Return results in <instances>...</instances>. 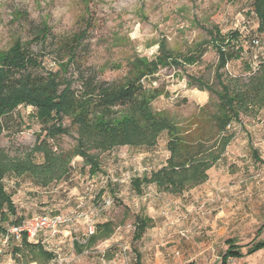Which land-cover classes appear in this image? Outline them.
I'll list each match as a JSON object with an SVG mask.
<instances>
[{
  "label": "rangeland",
  "instance_id": "obj_1",
  "mask_svg": "<svg viewBox=\"0 0 264 264\" xmlns=\"http://www.w3.org/2000/svg\"><path fill=\"white\" fill-rule=\"evenodd\" d=\"M250 7L251 0H0V61L16 48L29 53L43 74L56 73L61 81L76 76V65L66 69L64 64L75 47L74 36L82 33L86 19L93 18L95 25L83 42L86 46L76 50L82 68L91 67L101 79L121 83L134 71L133 63L147 64L150 74L143 84L159 93L153 110H166L197 138L211 133L210 115L216 111L217 99L190 85L188 76L202 77L219 88L218 54L210 32L227 34L246 25L249 40H260L254 47L243 43L244 51L225 69L228 74L247 80V67L264 59V33L256 31L258 23L248 13ZM166 52L180 60L195 54L197 62L178 65L170 59L161 64ZM38 112L36 106L23 104L5 115L0 147L13 156L46 139L54 150H73L77 134L70 119L64 120V126L71 128L69 134L50 138L44 130L48 122H41ZM229 131L234 138L208 171V180L182 194L159 191L154 184L143 185L139 194L131 184L133 178L166 164L167 133L151 148L125 145L102 152V172L95 176L77 156L64 178L46 186L28 175L7 176L5 186L23 220L41 214L68 219L45 242L55 254L49 264L62 260L68 264H220L229 239L244 253L264 240V227L259 232L264 226V107L243 114ZM140 214L154 222L134 242L135 216ZM107 221L115 224L110 238L83 251L74 247V241L86 246L91 229L96 231L97 224ZM18 244L14 235L7 241L0 235V264H27L14 255ZM134 248L141 255L139 263ZM228 264H264V249L232 258Z\"/></svg>",
  "mask_w": 264,
  "mask_h": 264
},
{
  "label": "trees",
  "instance_id": "obj_2",
  "mask_svg": "<svg viewBox=\"0 0 264 264\" xmlns=\"http://www.w3.org/2000/svg\"><path fill=\"white\" fill-rule=\"evenodd\" d=\"M251 8L258 16L259 31L264 32V0H251ZM94 25L93 18L86 19L82 33L74 36L75 47L64 67L69 69L75 64L78 72L63 81L56 73L43 74L29 53L16 48L0 61V129L4 116L25 104L36 106L41 122H48L44 127L48 137L56 138L71 132L70 127L64 126L65 118L70 119L77 134L76 145L71 151L54 150L46 139L38 140L33 148L13 156L0 147V235L8 233L7 225H20L24 221L18 216L13 195L5 188L7 176L28 175L46 186L64 178L77 156L89 167V174L95 176L102 172V152L125 145L137 149L151 148L163 133H167L169 156L166 164L150 174L133 178L131 184L138 193H142L143 185L155 184L159 191L179 194L207 181L208 171L221 159L234 137L228 127L234 122L240 123L243 114H251L264 107V59L256 71L247 67L250 71L247 80L228 74L225 71L228 63L244 51L241 34L238 30L227 34L210 32L212 46L218 54L215 81L219 88L193 75L188 76V82L214 94L217 107L210 115L211 133L192 137L186 127L175 121L166 110H153L152 103L159 93L143 84V78L150 74L147 64L133 63L134 71L121 83L101 79L99 72L91 67L82 68L76 50L86 46L84 39ZM251 43L254 44V40ZM162 47L165 49L164 45ZM200 50L199 46L198 55L202 53ZM160 58L159 62L166 65L170 59L178 65L197 62L195 54L180 60L166 52ZM38 156L41 162L37 161ZM151 223L148 216H135L134 240L141 239ZM114 230L112 221L98 224L89 240L94 243L99 238H108ZM228 243L222 264L264 248L263 240L254 242L245 253L234 240H228ZM14 251L24 259L38 262L53 258L42 244L30 243L25 235L21 246Z\"/></svg>",
  "mask_w": 264,
  "mask_h": 264
},
{
  "label": "crops",
  "instance_id": "obj_3",
  "mask_svg": "<svg viewBox=\"0 0 264 264\" xmlns=\"http://www.w3.org/2000/svg\"><path fill=\"white\" fill-rule=\"evenodd\" d=\"M248 13H250L251 15H252V17H254V18H256L257 19V23H258V26H257V28H256V31L257 32H259V33H264V32H260L259 31V19H258V16H257V14L252 10V8L250 7V10H249V12ZM247 28H246V25L245 26H243V28H238V29H236V30H238L239 32H240V34H241V39H242V44L244 43V42H250V44H251V46L252 47H254V46H258V45H255V44H252L251 42L253 41V40H258L259 41V43H260V40L257 38V37H253L251 40H249V35L248 36H246V34H244L245 33V31H249L248 33H250V30H246ZM258 66V65H257ZM257 66H250L251 67V70H253V71H256V69H257ZM262 109V108H261ZM260 111V110H259ZM258 112V111H257ZM230 128V126L228 127V129ZM234 138V137H233ZM233 140V139H232ZM231 140V141H232ZM231 143V142H230ZM229 143V144H230ZM229 146V145H228ZM227 146V147H228ZM227 149V148H226ZM225 152H226V150H225ZM224 152V153H225ZM224 155V154H223ZM222 155V156H223ZM254 156L256 157V159H257V161H261L262 162V158L258 155V152L257 151H254ZM222 158V157H221ZM258 158H260V159H258ZM216 165V164H215ZM214 165V166H215ZM151 173V171L149 172V173H147V174H150ZM137 177H139V176H137ZM208 177H209V174H208ZM208 180V179H207ZM132 182V181H131ZM4 183H5V180H4ZM204 184V183H203ZM149 185V184H148ZM155 185V184H154ZM202 185V184H201ZM200 186V185H199ZM197 187V186H196ZM5 188H6V186H5ZM195 188V187H194ZM158 189V188H157ZM190 189H192V188H190ZM6 190H7V188H6ZM188 190V189H187ZM8 191V190H7ZM136 191V190H135ZM137 192V191H136ZM142 192H143V186H142ZM164 192V191H163ZM184 192V191H183ZM182 192V193H183ZM138 193V192H137ZM167 193H169V192H167ZM182 193H179V194H182ZM139 194H142V193H139ZM171 194H174V193H171ZM15 203V202H14ZM140 215H144V216H148L149 218H151L152 219V225L149 227V228H151L152 226H153V222H154V220H153V218L152 217H150L149 215H147V214H140ZM107 222H109V221H107ZM105 223V222H104ZM101 224H103V223H101ZM98 225V224H97ZM263 227L264 226H262V227H260V229H259V232H262V230H263ZM148 228V229H149ZM136 229V228H135ZM147 229V230H148ZM146 230V231H147ZM146 231H145V233H146ZM95 231H93L89 236H88V238H87V240H86V246H84V245H82L81 243H79L78 241H74V247L76 248V249H78V250H81V251H83V249L85 248V247H92L94 244H96L99 240H105V239H108V238H110L112 235H110L108 238H99L97 241H95L94 243H91L90 242V240H89V238H90V236L94 233ZM114 233V232H113ZM112 233V234H113ZM135 233V232H134ZM144 233V234H145ZM51 236H55V235H50V233L49 232H47V231H42L35 239H28V241L30 242V243H33V244H38V243H40V244H42L43 246H44V248L47 250V251H49V252H51L52 254H53V258L51 259V260H49V261H44V262H38V261H36V260H30V259H24V258H22L20 255H17V254H15V251H14V255H16L17 257H21V259L22 260H24V261H26L27 262V264H33V263H35V264H49L53 259H55V254L53 253V251L51 250V249H49V248H47L46 246H45V242H47V241H49V238H52ZM144 236V235H143ZM143 238V237H142ZM141 238V239H142ZM141 239H139V240H134V236H133V241L134 242H137V241H140ZM20 240V244H18V246H21V241H22V238L21 239H19ZM229 240H234V239H229ZM235 241V240H234ZM264 241V240H263ZM76 242V243H75ZM235 243H236V241H235ZM229 244V243H228ZM237 244V243H236ZM238 245V244H237ZM17 246V247H18ZM240 246V245H239ZM241 247V246H240ZM228 249V248H227ZM226 249V250H227ZM262 249H264V248H262ZM262 249H260V250H262ZM241 250H242V247H241ZM134 251H135V254H136V259H137V255H139V259H137V262L139 263L140 262V260H141V255H140V253L138 252V250L136 249V248H134ZM259 251V250H258ZM226 252V251H225ZM257 252V251H256ZM225 254V253H224ZM223 254V255H224ZM223 255H222V257H223ZM250 255H252V254H250ZM222 257H221V262H220V264H222ZM232 259V258H231ZM234 259H236V258H234ZM228 263H229V261H228ZM227 263V264H228ZM61 264H68V262H64V260H62L61 261Z\"/></svg>",
  "mask_w": 264,
  "mask_h": 264
},
{
  "label": "built area",
  "instance_id": "obj_4",
  "mask_svg": "<svg viewBox=\"0 0 264 264\" xmlns=\"http://www.w3.org/2000/svg\"><path fill=\"white\" fill-rule=\"evenodd\" d=\"M254 44L258 45L259 41L254 40ZM68 219L61 214H41L32 216L23 221L20 225H13L5 234V241L9 240L12 235L21 239L24 235L28 239H35L42 231H47L52 235L59 232L62 226ZM94 230L91 229V233Z\"/></svg>",
  "mask_w": 264,
  "mask_h": 264
}]
</instances>
